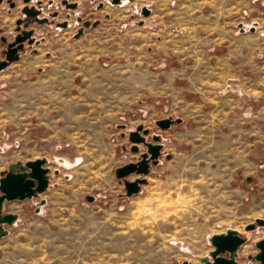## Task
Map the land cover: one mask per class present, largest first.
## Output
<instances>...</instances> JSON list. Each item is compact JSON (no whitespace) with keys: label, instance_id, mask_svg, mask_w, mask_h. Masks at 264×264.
I'll use <instances>...</instances> for the list:
<instances>
[{"label":"rangeland","instance_id":"1","mask_svg":"<svg viewBox=\"0 0 264 264\" xmlns=\"http://www.w3.org/2000/svg\"><path fill=\"white\" fill-rule=\"evenodd\" d=\"M68 1L77 7L66 9L61 0L46 7L43 1L42 14L51 19L57 10L58 16L52 24H30L39 45H26L18 61L0 71V171L15 161L46 158L49 176L43 193L4 203V211L16 220L4 226L0 264H203L199 258L213 249L209 238L228 229L247 238L238 249L239 263L256 264L247 256L257 252L254 242L264 237V227L246 231L245 226L264 218V169L258 166L263 142L252 153L249 142L219 140L220 147H214L207 131V98L167 91L159 77L125 61L112 67L105 61L96 72L91 67L87 73L93 77L82 83L87 92L76 93L72 108L66 107L70 75L62 69L60 48L77 32V17L99 24L94 30L84 28L88 35L82 42H72L76 52L95 35L109 38L115 33L128 45V39L137 37L131 32L144 18L142 7L156 13L146 26L153 38L180 34L173 13L162 15L161 6L180 1ZM181 2L224 14L231 36L252 32L264 45V0ZM2 4L8 6L6 0ZM15 4L8 8V25L0 26V36L8 40L15 19L22 16L21 0ZM64 20L67 27L55 26ZM107 37L102 38L106 44L111 42ZM241 86L240 78H228L216 96L234 94L264 104V95L249 96ZM168 117H182L183 123L161 130L155 121ZM138 126L148 133L139 131L143 141L134 144L129 134ZM155 134L161 137L155 139ZM148 143L160 145L148 173L118 177L117 168L140 159ZM133 145L137 151L131 150ZM137 178L146 182L128 195L125 181Z\"/></svg>","mask_w":264,"mask_h":264},{"label":"crops","instance_id":"2","mask_svg":"<svg viewBox=\"0 0 264 264\" xmlns=\"http://www.w3.org/2000/svg\"><path fill=\"white\" fill-rule=\"evenodd\" d=\"M178 1L180 4L175 6L168 5L167 1L161 4L164 9L162 15H173L174 21L180 27V34H174L172 37H152V32L148 31L146 26L156 13L149 9L150 13L143 16V20L138 22V27L131 32L137 37L128 39V45L115 33L109 38L95 35L92 38L95 40L94 44L92 39L88 43L86 39V45L78 47L79 52H76L72 42H82L87 37V32H83L78 38L72 36L71 40L66 41L60 48L63 54L60 61L62 69L70 75V82L64 90L66 107L71 109L72 99L84 89L83 80L93 77L87 73L91 67H94L92 70L96 72L102 70V65H107L105 61L109 60L111 67L125 61L134 68H141L148 76L153 74L159 77L161 87L167 91H191L207 98L211 108L207 131L213 135L214 147H220L219 140H234L249 142L248 152L251 153L257 150L258 143L263 142L260 150L264 149V104L234 94L216 96L217 90L228 78H240V85H243L241 89L249 96L257 98L264 95L263 42L256 40L252 32L249 35L231 36V30L225 28V22L222 20L224 14H217L215 10L205 12L204 6L195 8L184 5L181 0ZM8 8L9 5L0 6L2 27L8 25ZM121 34L125 36L126 31ZM106 37L111 39L108 44L102 39ZM93 46L95 51L92 50ZM99 50L101 52H98ZM72 64L74 66H71ZM97 86L95 84V88H90V91L96 90ZM84 92L87 90L84 89ZM165 119L171 121L170 126L183 123L182 117ZM153 137L160 138L161 135L155 134ZM262 160L264 157L259 160L258 166L264 169ZM246 181L252 180L247 177ZM41 202L42 200L39 204Z\"/></svg>","mask_w":264,"mask_h":264},{"label":"water","instance_id":"3","mask_svg":"<svg viewBox=\"0 0 264 264\" xmlns=\"http://www.w3.org/2000/svg\"><path fill=\"white\" fill-rule=\"evenodd\" d=\"M3 0H0V4ZM24 3L29 2V0H22ZM134 1V0H130ZM110 4L119 5L121 0H110ZM39 3V2H38ZM65 3V1L63 2ZM14 4L11 3L10 7ZM76 3L66 5L67 8H75ZM22 13L26 17H37L40 13L39 10L35 9L33 6H25L22 8ZM150 13V10L147 7L141 8V15L147 16ZM38 22H45L46 19H38ZM21 19L16 21V24L19 25ZM66 23H63L62 26H65ZM99 24V21L94 22L85 21L83 22V27L95 28ZM142 22L139 23L141 25ZM19 26L16 27L15 31H19ZM31 30H21L15 36L14 40L7 43V48L5 51V60L0 61V70H2L9 62L15 61L18 59V51L24 49L26 44L31 45L37 42L34 38L31 37ZM82 34V29L78 30L74 34V38H77ZM2 40H5L2 38ZM171 121L169 119H160L156 121V125L161 129H166L169 127ZM142 130V126H138L135 131L129 134V139L132 143L137 144L143 141L142 136L139 135V131ZM143 134H147V130H142ZM158 139V138H155ZM146 152H143L140 156V159L136 163L125 164L116 170V175L118 177H125L132 173L146 175L149 171V164H155L156 159L159 154L160 145L158 144H146ZM132 151H137L135 145L131 148ZM46 158H37L34 160L26 161L22 164L21 161H16L8 165V170L0 177V212L2 204L4 201L12 200H23L26 198L36 197L40 193H43L49 183L48 169L44 167L46 163ZM16 168L27 169L24 172H15ZM146 182L145 178H137L134 181H125V188L128 195L138 192L140 184ZM88 200H91V197H87ZM44 201L41 202L43 204ZM16 220L15 215H5L0 217V223L12 224ZM264 226L263 218H255L254 222L245 226V230L249 231L254 229V227ZM6 231L1 230L0 228V237L5 235ZM209 241L213 249L209 252L207 257L199 258L203 264H239L234 260L236 256V250L239 245L244 242L236 230L228 229L225 233L214 234L209 238ZM258 251L254 255V259L259 262V264H264V239H260L255 243ZM225 253H228V257L224 256Z\"/></svg>","mask_w":264,"mask_h":264},{"label":"flooded vegetation","instance_id":"4","mask_svg":"<svg viewBox=\"0 0 264 264\" xmlns=\"http://www.w3.org/2000/svg\"><path fill=\"white\" fill-rule=\"evenodd\" d=\"M4 1V0H3ZM2 1V2H3ZM7 1V4L9 5V10L10 9H13V8H15L16 7V4H15V0H6ZM43 1L44 0H29V2H27V3H24L22 0H21V2H22V6L20 7V12H21V14H22V16L21 17H17L16 19H15V26H14V29H13V35H12V37H11V39H7L6 38V36H0V42H1V46H0V61H3V60H5V51H6V48H7V43L8 42H11V41H13L14 40V38H15V36L18 34V32L19 31H21V30H31L32 31V34H31V37L32 38H34L37 42H35V43H33V44H31V45H28V44H26V43H24L25 44V46L27 45V46H32V45H39V43H40V41H38L36 38H35V28L33 27V26H31L30 24H38V25H41V24H52L54 21L52 20L53 18H55V17H57L58 16V11L57 10H53L52 12H51V19H49L48 18V16H46V15H43L42 14V8L44 7V4H43ZM65 1V3H63ZM2 2H1V4H0V6L2 5ZM39 2V3H38ZM47 6L46 7H48V6H50V5H52V3H53V0H47ZM11 3H13L14 5L12 6V7H10V4ZM73 3H76L75 1H68V0H61V4H62V6L64 7V8H66V9H71V8H67L66 7V5H69V4H73ZM77 4V3H76ZM25 6H28V7H34L35 9H37V10H39L40 11V13L37 15V17H26L23 13H22V8L23 7H25ZM76 7H77V5H76ZM75 7V8H76ZM102 6H101V4H99V6H98V8H101ZM75 8H72L71 10H73V9H75ZM68 17L70 16V15H67ZM36 18H38V19H46V21L45 22H38L37 20H36ZM18 19H21V23L19 24V25H17L16 24V21L18 20ZM76 20H77V25H78V28H77V32H78V30H80V29H82V33H83V31H84V28H86V27H83L82 26V24H83V22H85V21H87V20H85V19H83L82 17H77L76 18ZM94 22V21H93ZM63 23H66L65 24V26H62V24ZM19 26V28H20V30L19 31H15V29H16V27H18ZM55 26L56 27H61V28H65V27H67L68 26V24H67V22H66V20H64V21H61V22H55ZM2 32V30L0 29V33ZM76 32V33H77ZM75 33V34H76ZM80 36V35H79ZM78 36V37H79ZM77 37V38H78ZM2 38H4L5 40H2ZM25 46H24V49L23 50H21V51H18V54H19V57H20V54L22 53V52H24L25 51ZM19 57H18V59H19ZM17 59V60H18ZM17 60H15V61H17ZM12 62H14V61H12ZM12 62H9L7 65H6V67L9 65V64H11ZM6 67H4V68H6ZM3 68V69H4ZM2 69V70H3ZM1 71V70H0ZM139 160V159H138ZM138 160H136L135 162H133V163H136ZM16 162V161H15ZM12 163H14V162H12ZM24 162H22V164H23ZM10 164V163H9ZM8 164V165H9ZM8 165H7V169H5V170H2L1 172H0V177L2 176V174L1 173H5L7 170H8ZM27 169H20V168H16L14 171L15 172H24V171H26ZM33 198V197H32ZM13 201V200H12ZM6 201H4L3 202V204H2V208H1V212H0V217H3V216H5V215H14L13 213H11V212H7V211H4V203H5ZM7 202H10V201H7ZM264 219V218H263ZM250 224V223H249ZM5 225H8L7 223H0V228H1V230H5V228H4V226ZM256 227H258V225H256L255 227H254V229H252V230H249V231H253V230H255L256 229ZM264 227V226H263ZM239 235L242 237V238H244V242L241 244V245H243L245 242H246V240H247V238L244 236V235H242V234H240L239 233ZM260 239H264V237H261V238H259L257 241H259ZM257 241H255L254 242V246H255V243L257 242ZM241 245H239L238 246V248H237V250H236V256L234 257V260L236 261V262H238L239 263V261L237 260V258H238V249H239V247L241 246ZM256 247V246H255ZM256 249H257V247H256ZM257 251H258V249H257ZM256 254V253H255ZM255 254H253V255H248L247 256V258H248V260H254L255 262H256V264H259V262L257 261V260H255L254 259V255ZM224 256H226V257H228L229 255H228V253H225L224 254ZM240 264V263H239Z\"/></svg>","mask_w":264,"mask_h":264},{"label":"bare ground","instance_id":"5","mask_svg":"<svg viewBox=\"0 0 264 264\" xmlns=\"http://www.w3.org/2000/svg\"><path fill=\"white\" fill-rule=\"evenodd\" d=\"M60 161H61V163H62L64 166L67 165V163H66L65 161H62V160H60Z\"/></svg>","mask_w":264,"mask_h":264}]
</instances>
